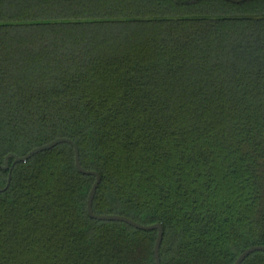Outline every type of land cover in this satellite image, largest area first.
<instances>
[{"label": "trees", "instance_id": "16d2710c", "mask_svg": "<svg viewBox=\"0 0 264 264\" xmlns=\"http://www.w3.org/2000/svg\"><path fill=\"white\" fill-rule=\"evenodd\" d=\"M135 25L149 52L123 71ZM57 138L100 176L93 213L162 225L160 264L263 245L264 0H0V164ZM7 174L0 264H154L155 231L89 218L69 144Z\"/></svg>", "mask_w": 264, "mask_h": 264}, {"label": "water", "instance_id": "95a60500", "mask_svg": "<svg viewBox=\"0 0 264 264\" xmlns=\"http://www.w3.org/2000/svg\"><path fill=\"white\" fill-rule=\"evenodd\" d=\"M59 144H69L74 153V164L77 169V171L83 175H88V176H93L94 181L91 185V188L88 192L87 199H86V213L89 216V218L97 220V221H106V222H120L124 223L134 229H137L139 231H155L156 236L153 244V258H154V264H160V257H159V250H160V245L162 242L163 238V227L160 223H154L150 225H142L139 224L127 217L120 216V215H114V214H95L92 211V202L94 195L96 193L97 187L100 182V176L97 172L95 171H89V170H84L81 165H80V159H79V151L76 146V144L71 141L70 139L67 138H57L47 144L38 146L30 150L27 154L24 156H17L15 154H7L4 159H3V164H0V170L2 171H7V181L6 185L3 188L2 191L6 190L10 184L11 180V171L14 167L15 164L17 163H24L26 160H28L30 157L43 152L47 151L49 149H52L53 147L59 145ZM12 159L13 162L11 165H9V159ZM254 252H264V244L263 245H258V246H250L247 249H245L243 252L239 254V256L236 258L233 264H241L250 254Z\"/></svg>", "mask_w": 264, "mask_h": 264}, {"label": "rangeland", "instance_id": "374dc122", "mask_svg": "<svg viewBox=\"0 0 264 264\" xmlns=\"http://www.w3.org/2000/svg\"><path fill=\"white\" fill-rule=\"evenodd\" d=\"M147 10V7L145 8L143 6L142 8V12H145ZM145 15V13H144ZM138 26V25H137ZM147 26V25H146ZM145 25H139L136 28L135 27V32H130L129 34H132V38L131 41L129 43V36L127 38V30H123L121 29V31L119 32V37L118 40L115 39L113 40V43L111 44V46L117 47V50H121V54H125V56L123 57L124 62H123V71L125 69H129V57L131 58V60H133L132 62H134V64L136 62L138 63H145L143 57L148 54L149 52V46H150V36H152L153 32L150 31L149 33V27H146ZM146 27V28H145ZM149 33V34H148ZM148 34V35H147ZM147 38V39H146ZM100 39L104 40L103 37H100ZM149 40V41H148ZM123 41V42H121ZM121 43L123 44L122 46ZM129 44H130V51H129ZM143 56V57H142ZM128 75H125V79L129 80V73H127ZM127 80V88H129V81Z\"/></svg>", "mask_w": 264, "mask_h": 264}]
</instances>
